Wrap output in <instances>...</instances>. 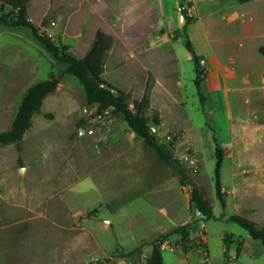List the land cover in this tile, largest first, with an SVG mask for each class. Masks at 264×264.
<instances>
[{
  "label": "rangeland",
  "instance_id": "374dc122",
  "mask_svg": "<svg viewBox=\"0 0 264 264\" xmlns=\"http://www.w3.org/2000/svg\"><path fill=\"white\" fill-rule=\"evenodd\" d=\"M25 1L40 33L85 56L92 73L125 94L132 108L146 94L144 112L151 130L155 127L159 140L183 161L222 219L200 221L188 238L168 235L196 214L188 185L121 114L110 109L99 117L79 79L30 28L0 22V132L11 127L31 85L52 75L60 79L24 138L0 144V264H145L143 256L153 241L168 244L162 248L166 256L179 244L185 253L191 248L195 264L198 257L208 264L209 251L211 264H264L262 240L226 220L239 213L264 227L262 90H252L245 81L246 72L259 74L264 65H242L224 87L206 80L211 67L216 68L207 46L214 35L206 36L208 21L195 11L204 14L208 1L181 0L186 22L190 19L189 38L199 59H206V72L200 60L196 64L192 58L184 35L175 42L181 70L172 58L155 69L143 64L141 58L149 53L142 48L145 36L134 34L142 16L135 0H0V12ZM157 4L159 31H173L174 37L184 34L177 0ZM213 45L223 62L239 54L221 43ZM196 68L205 106L197 93ZM254 105L257 115L248 116ZM232 120L239 127L236 133H229ZM214 134L225 150V206L216 193ZM140 245L141 251L128 255Z\"/></svg>",
  "mask_w": 264,
  "mask_h": 264
},
{
  "label": "trees",
  "instance_id": "16d2710c",
  "mask_svg": "<svg viewBox=\"0 0 264 264\" xmlns=\"http://www.w3.org/2000/svg\"><path fill=\"white\" fill-rule=\"evenodd\" d=\"M181 5L182 7L184 6L182 1ZM183 12L185 13L184 8ZM0 22L12 26H25L30 28L38 41L43 44L47 51L52 53L58 61L67 64L66 71L79 79L84 87L88 103L95 104L100 112L104 109L110 108L121 114L130 128L136 134L143 137L149 145L153 146L157 150L159 156L168 165H170L180 175L182 181L188 185L191 189V199L194 203L195 209L198 207L206 215V217H193L190 221L170 229L167 233L168 235L179 233L183 236V238H188L194 230H197L200 221L209 220L211 218L222 219V217H216L213 207L204 197L196 182L191 178L183 161L175 156L171 148L165 142L160 141L157 135L151 130L148 123V117L144 112V104L148 100L146 94L141 99L139 105L136 108H132L125 94L115 92L112 88L103 84L98 79V75L96 73H92L85 56H78L70 50L67 44L57 43L49 35L40 33V27L29 18L28 5L26 1L20 4L16 9L0 12ZM189 23L190 19L188 18L186 24L182 27L186 38L185 45L191 52L192 58L197 64L200 57L197 55L194 45L188 35ZM196 73L195 83L197 86V93L200 97L202 106H205L206 95L203 90V80L200 76L198 68H196ZM59 82V77L52 75L49 78L34 83L26 90L11 127L8 130L0 132V144L19 142L24 138L25 133L33 124L32 119L34 114L40 111L45 98L49 93L57 88ZM210 127L213 128L211 125ZM214 141L216 142L215 153L217 157L215 168L216 193L221 204L225 206V191L223 190L221 180V167L224 160L225 150L221 146V142L215 134ZM226 220L237 222L242 227L247 229L252 237L261 239L264 244V227H260L255 220L239 213L230 215ZM146 243L148 242H145L144 244ZM224 243L226 244V250L228 238H224ZM151 244L153 247L152 252L146 258V263L165 264L160 244L157 241H153ZM142 246L143 245L136 247L134 250L129 252L128 255L141 251Z\"/></svg>",
  "mask_w": 264,
  "mask_h": 264
},
{
  "label": "crops",
  "instance_id": "0c3cea01",
  "mask_svg": "<svg viewBox=\"0 0 264 264\" xmlns=\"http://www.w3.org/2000/svg\"><path fill=\"white\" fill-rule=\"evenodd\" d=\"M135 1L137 2H135V6H137L136 8L140 11V15L142 16H140L141 28L134 34L145 36V44L141 47L149 53L147 56H144V58H141L143 64L149 68L155 69V65H157V63L159 64L160 61H166L172 58L175 66L181 70L176 56L175 42L180 40L184 34L179 32L177 36L174 37L173 31H159L157 27L159 23L156 24L159 16L157 0ZM188 1H192L194 4L208 1L207 3L205 2V5L207 7V4L210 5L208 9L204 6V14H198L195 8L196 15H200V17L206 18L208 21L206 36L210 37V35H214L212 39L207 40L208 50L212 51L214 54L210 57V61L216 63V68L211 67L210 74L206 79L210 84H216L217 87H224L227 83V78L236 77L240 67L242 65H250L251 61L256 65H264V0ZM209 9L213 11V13L208 12L207 10ZM213 43H221L224 48H228L230 51H237L239 54H230L225 58L226 62H223L221 57L224 56L218 54L219 50L214 47ZM236 63H239V65L235 66ZM245 81L251 83L252 86L250 87L252 90H262V93L260 91L258 94L261 101L259 105L264 106V67H262L259 74L254 71L246 72ZM256 107V105L251 107L248 116L257 115ZM238 129V125L232 120L229 133H236ZM152 248L153 247H150V249L146 248L145 256H143L145 264H147L146 258L152 252ZM190 250L191 248L187 250L186 254V250L179 244V249L176 252L169 251L170 254L168 256L163 253L165 264H195L192 258L194 254L192 255L189 252ZM208 259V264H211L210 251ZM198 260H200L198 264L205 263V261H203V259L201 260L199 257ZM138 264H140V262H138Z\"/></svg>",
  "mask_w": 264,
  "mask_h": 264
},
{
  "label": "water",
  "instance_id": "95a60500",
  "mask_svg": "<svg viewBox=\"0 0 264 264\" xmlns=\"http://www.w3.org/2000/svg\"><path fill=\"white\" fill-rule=\"evenodd\" d=\"M177 7H178V20L180 25H184L186 22V18L183 12V7L181 5V0H177ZM195 218L197 217H206V215L197 207L195 210Z\"/></svg>",
  "mask_w": 264,
  "mask_h": 264
},
{
  "label": "built area",
  "instance_id": "2783aa9c",
  "mask_svg": "<svg viewBox=\"0 0 264 264\" xmlns=\"http://www.w3.org/2000/svg\"><path fill=\"white\" fill-rule=\"evenodd\" d=\"M53 24H55V21H53L52 22ZM200 63L202 64V66H203V68H204V71L206 72L207 71V64H206V59L205 58H202V59H200ZM109 110H110V108H107V109H104L102 112H100L99 110H97V112H98V116L99 117H102V115H104V114H106V113H108L109 112ZM152 130H156V128L155 127H152ZM88 132L89 133H94V128H89L88 129ZM167 243L166 242H164V243H161V245H160V247H161V249L162 248H165V247H167Z\"/></svg>",
  "mask_w": 264,
  "mask_h": 264
}]
</instances>
